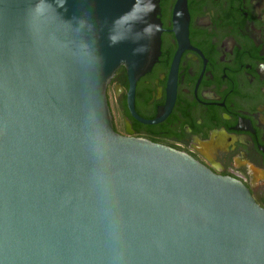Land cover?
I'll return each mask as SVG.
<instances>
[{"label":"water","instance_id":"1","mask_svg":"<svg viewBox=\"0 0 264 264\" xmlns=\"http://www.w3.org/2000/svg\"><path fill=\"white\" fill-rule=\"evenodd\" d=\"M158 13L0 0V264H264V207L240 181L113 130L107 84L125 69L132 110Z\"/></svg>","mask_w":264,"mask_h":264},{"label":"flooded vegetation","instance_id":"2","mask_svg":"<svg viewBox=\"0 0 264 264\" xmlns=\"http://www.w3.org/2000/svg\"><path fill=\"white\" fill-rule=\"evenodd\" d=\"M156 1L160 52L132 110L125 69L107 84L113 130L190 155L264 207V0Z\"/></svg>","mask_w":264,"mask_h":264}]
</instances>
